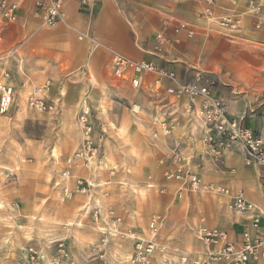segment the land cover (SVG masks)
Returning <instances> with one entry per match:
<instances>
[{"label": "rangeland", "instance_id": "374dc122", "mask_svg": "<svg viewBox=\"0 0 264 264\" xmlns=\"http://www.w3.org/2000/svg\"><path fill=\"white\" fill-rule=\"evenodd\" d=\"M46 1L37 0L34 7ZM120 8L128 18L151 9L170 38L158 53L161 57L183 64L189 73L211 74L230 111L242 121L261 114L264 0H162ZM224 17L233 21V29L219 24ZM64 19L75 41L88 39L89 47L63 43L65 33L40 31L44 36L35 38L31 32L39 31H26L0 50V83L6 78L20 94L0 116V264H137L132 260L135 241L152 237L149 223L154 215L161 222L148 264H207L194 225L201 214L209 222L223 221L221 205L206 189L183 190L179 196L177 183L166 185L162 193L145 187L148 176L155 186L164 181L155 168L156 146L142 123L147 109L135 115L130 107H146L155 98L109 76L108 60L96 57V49L111 56L115 44L112 49L98 43ZM179 22L190 26L194 35L173 41L171 31ZM151 23L137 21L146 38L157 31ZM144 34L130 36L142 54L147 50L140 39ZM121 38L116 35L114 40ZM17 41L24 43L22 48ZM153 45L150 54H155ZM45 79L51 81V110L28 109L27 93ZM82 102L95 125L99 161L90 167L77 161L63 180L65 159L82 141L77 122ZM81 185L84 191L77 189ZM63 187L69 197L63 195ZM113 216L120 222L113 223Z\"/></svg>", "mask_w": 264, "mask_h": 264}, {"label": "built area", "instance_id": "2783aa9c", "mask_svg": "<svg viewBox=\"0 0 264 264\" xmlns=\"http://www.w3.org/2000/svg\"><path fill=\"white\" fill-rule=\"evenodd\" d=\"M65 1L48 0L37 3L33 14L41 25L54 27L64 22ZM74 1L82 6L87 5L89 0ZM16 9V4L1 0L0 18L8 22L14 21ZM219 24L229 29L234 27L229 17L222 18ZM179 33H184L187 38L194 35L193 29L184 22H179L173 27L171 31L173 41L177 40L176 35ZM168 42L170 38L164 29L155 34L153 45L155 57L163 59L158 53L162 51L163 44ZM110 63L112 78L128 81L131 88L136 90L143 88L144 77L148 74L156 75L154 80L156 88L162 79L169 81L164 90L165 104L161 109L152 112L148 121L149 138L154 143L161 139L165 142L164 151L156 161L164 183L155 186L148 176L144 183L145 187H155L162 193L166 185L177 183L179 196L183 190L198 192L201 189L227 196L229 209L235 214L248 215L249 224L243 229L238 240L231 239L223 229L206 225L197 226L194 234L204 247V262L264 264V230L261 224L264 214L255 204L245 199L242 190H232L217 183H205L200 175L206 157H209L213 164L221 166L224 163V155L236 150L240 151L245 166L264 169V138L244 126L242 117L229 116L228 103L223 95L217 92L213 76L209 73L194 72L188 80L180 81L173 70H166L156 62L135 60L112 50ZM50 87V79L32 86L25 97L26 107L39 112L51 110L52 107L47 102ZM15 100L14 87L8 83H0V115L6 114L15 104ZM85 107L82 102L77 114L82 141L72 155L65 159V167L60 173L63 180L70 177V169L77 161L82 162L85 167L99 161L100 145L94 134L95 125L89 108L86 105ZM130 111L137 115L142 112V108L140 104H133ZM180 119H183L184 123L180 124ZM177 127H182L183 132L177 133ZM77 189L85 190L82 185ZM62 193L65 197L70 196L66 187L62 188ZM118 222L120 217L113 216V223ZM160 222V216L154 215L149 223L152 237L146 241L136 239L132 254L135 263H149V257L155 247L153 237ZM182 261L185 262L186 257H183ZM192 264L199 262L194 261Z\"/></svg>", "mask_w": 264, "mask_h": 264}, {"label": "crops", "instance_id": "0c3cea01", "mask_svg": "<svg viewBox=\"0 0 264 264\" xmlns=\"http://www.w3.org/2000/svg\"><path fill=\"white\" fill-rule=\"evenodd\" d=\"M6 1L16 4L17 9L15 10L14 21L8 22L0 18V50L5 49L6 45L11 42L12 39L17 40L18 36L21 37L23 33L26 34V31H39L31 32L32 37L35 38L44 36V34L40 33V31H56L57 33H65L61 34L65 37V39L63 38L64 42H61L66 43V40L67 42H72V44L75 46H90V42L88 39L83 40L81 44H78V41H75L74 33H72V31L65 27L67 25L65 21L64 23H58L54 27H51L53 28L51 30L42 29L41 27H43L44 25H41V23L35 18V15L33 14L35 9L34 3L37 0ZM161 1L162 0H90L88 1L89 5L82 7L74 0H66L63 5V14L70 25H74L75 27H77V31L85 32L86 36L91 37L98 43L107 45L112 49L113 45L115 44V51L120 52L125 56L135 60H147L156 62L166 70H173L180 81H185L190 78L193 72L189 73L185 69V66L183 64L171 59H160L155 57V54L149 53V49L152 48L154 42L155 34L158 31L162 30L161 24L159 25L157 14L152 12L149 8H144L141 9V14L136 15V17L128 18L122 14L120 8L121 6H125L130 3L151 4ZM168 1L175 3L177 0ZM127 15L129 14L127 13ZM138 20H146V22H152L151 24L155 28H157V31L151 34L149 33L146 38V34L141 32L143 30L137 26ZM134 33L137 37H139L141 34L145 35V39L140 37V39L143 40L144 43L146 41L145 45L147 50L143 54L138 53L134 49L133 37H130ZM116 35H120L122 37L119 42L117 40H114ZM208 35L212 39L216 38V36H214L213 34L208 33ZM176 36L178 38L185 37L184 33H179ZM74 41L76 43H73ZM143 41H140L139 45ZM23 45L24 43L22 41H17V46L22 48ZM96 54V57H98L99 59L105 58V60H108L105 68L106 71H109V76H112L110 55L108 56V52L103 50V48L101 47H97ZM17 59L20 60L19 57H17ZM0 64H3L2 60L0 61ZM15 67H17L19 71V65L16 64ZM155 78L156 75L154 74L146 75L144 77L143 88L140 89L146 94H152V96L155 98L153 100H150L149 104L146 107H143V104H140L142 111H145L143 108L147 109V112L144 113H146V115L148 116L146 118V121H142V123L144 124V130L146 131V135L148 138L149 116L152 112L161 109L165 104L166 96L164 94V90L169 85V81L167 79H162L159 87L156 88V86H154ZM1 80V83H7L6 78L1 77ZM121 82L129 84L128 81ZM12 86L14 87V85ZM121 86L123 87L124 84H122ZM152 87H154L156 90L151 89ZM14 89L16 92V98H18L20 95L18 93L19 90L15 87ZM169 100L172 99L169 98ZM228 113L231 117H241L238 113L231 112L229 105ZM139 119L141 122V118ZM182 123H184L183 119H180V124ZM242 123L244 126L252 129L264 138V107L261 111V114L257 116H250L249 118L244 119ZM176 132L182 133L183 128L177 127ZM164 144L165 142L162 139L154 143L156 148H153L157 152V158L164 151ZM157 158L155 160V168L157 169V171H159L160 174V168L156 165ZM200 175L204 182L206 180L213 181L217 184L225 185L232 190H242L245 199L255 204L264 214V169L254 166H245L243 164L240 151L236 150L231 153H226L224 155V163L221 166L213 164L209 157H206L203 162V167L200 170ZM208 181H206V183H213ZM191 192L201 193L200 191ZM211 195H214V199L221 205L220 208L225 214L224 220L220 223H214L213 221L209 222V220H207V218L201 214L198 218L199 221L194 226L197 227L199 225H206L209 227H217L225 230L231 239L238 240L243 229L249 224V216L233 213L228 207L229 198L227 196L214 193H211ZM261 224L262 229L264 230V218L261 219Z\"/></svg>", "mask_w": 264, "mask_h": 264}, {"label": "bare ground", "instance_id": "6f19581e", "mask_svg": "<svg viewBox=\"0 0 264 264\" xmlns=\"http://www.w3.org/2000/svg\"><path fill=\"white\" fill-rule=\"evenodd\" d=\"M49 91H50V89H49Z\"/></svg>", "mask_w": 264, "mask_h": 264}]
</instances>
